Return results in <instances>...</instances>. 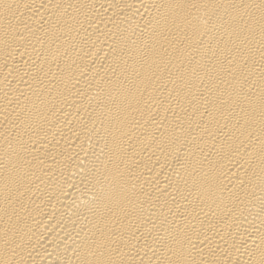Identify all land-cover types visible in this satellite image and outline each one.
<instances>
[{
	"label": "bare ground",
	"instance_id": "1",
	"mask_svg": "<svg viewBox=\"0 0 264 264\" xmlns=\"http://www.w3.org/2000/svg\"><path fill=\"white\" fill-rule=\"evenodd\" d=\"M0 264H264V0H0Z\"/></svg>",
	"mask_w": 264,
	"mask_h": 264
}]
</instances>
